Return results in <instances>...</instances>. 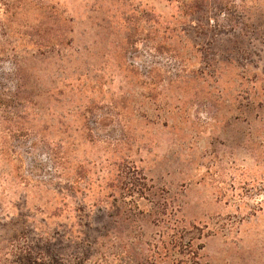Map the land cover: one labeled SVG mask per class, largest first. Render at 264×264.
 Masks as SVG:
<instances>
[{
    "label": "rangeland",
    "instance_id": "rangeland-1",
    "mask_svg": "<svg viewBox=\"0 0 264 264\" xmlns=\"http://www.w3.org/2000/svg\"><path fill=\"white\" fill-rule=\"evenodd\" d=\"M0 264H264V0H0Z\"/></svg>",
    "mask_w": 264,
    "mask_h": 264
},
{
    "label": "trees",
    "instance_id": "trees-1",
    "mask_svg": "<svg viewBox=\"0 0 264 264\" xmlns=\"http://www.w3.org/2000/svg\"><path fill=\"white\" fill-rule=\"evenodd\" d=\"M143 192V190L141 191V193Z\"/></svg>",
    "mask_w": 264,
    "mask_h": 264
}]
</instances>
